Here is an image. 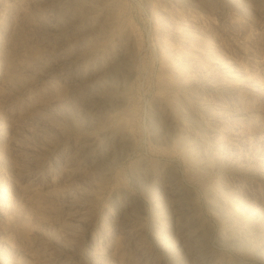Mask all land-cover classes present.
I'll list each match as a JSON object with an SVG mask.
<instances>
[{
	"label": "rangeland",
	"instance_id": "374dc122",
	"mask_svg": "<svg viewBox=\"0 0 264 264\" xmlns=\"http://www.w3.org/2000/svg\"><path fill=\"white\" fill-rule=\"evenodd\" d=\"M0 264H264V0H0Z\"/></svg>",
	"mask_w": 264,
	"mask_h": 264
},
{
	"label": "bare ground",
	"instance_id": "6f19581e",
	"mask_svg": "<svg viewBox=\"0 0 264 264\" xmlns=\"http://www.w3.org/2000/svg\"><path fill=\"white\" fill-rule=\"evenodd\" d=\"M116 68L118 72H125L128 69V65H127V58L125 53L121 52L118 53L116 55ZM157 120H159V123L163 126L161 128H164L166 130H168L169 128H171V120L166 118V115H164V113H161L159 115H157L156 117ZM155 130L156 132H161L160 127L155 126ZM222 196V194H220ZM227 204L230 205L232 198H226ZM185 213L189 214V210L185 208ZM243 217V216H242ZM241 220H245V218L241 219ZM239 225V223L236 225V227ZM245 223H243V225L239 226L237 229H242L244 227ZM184 229H186L187 231H183V235L186 236L187 238L192 237L193 239L199 241V245H201L204 241V237L202 234H196L194 233V228H193V223L192 220H188L184 223ZM236 232H239L238 230ZM184 239V238H183Z\"/></svg>",
	"mask_w": 264,
	"mask_h": 264
}]
</instances>
